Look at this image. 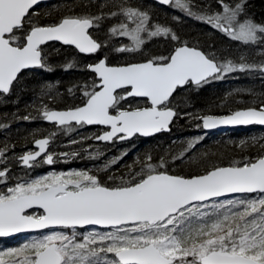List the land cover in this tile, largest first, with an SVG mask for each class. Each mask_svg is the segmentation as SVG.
<instances>
[{"label": "snow or ice", "instance_id": "snow-or-ice-1", "mask_svg": "<svg viewBox=\"0 0 264 264\" xmlns=\"http://www.w3.org/2000/svg\"><path fill=\"white\" fill-rule=\"evenodd\" d=\"M160 3L240 43L234 51L231 44L206 48L161 21L159 12L141 0H59L44 13L34 7L38 0H0V94L27 87L24 73L35 66L53 69L49 56L59 49L48 42L75 46L83 54L103 52L91 61L65 60V69L91 72L79 86L61 90H78L77 102L58 107L39 100V108L31 107L58 125L55 131L95 123L102 126L96 140L123 141L170 130L174 117L186 115L174 103L181 86L199 87L237 71L264 76V19L255 18L247 0ZM156 37L171 42L167 54L146 48ZM113 52L131 58L113 60ZM56 83L45 81L40 95L52 101ZM239 92L250 94L247 101L237 96L244 106L222 113L200 110L196 126L264 125V91L248 87L225 95ZM53 135L35 138L37 148L12 156L29 169L51 164L57 157L48 150ZM201 139L192 137L186 147L155 159L151 152L137 155L122 170L115 165L127 150L99 167L15 176L7 155L15 145L0 146L5 161L0 165V236L35 233L14 246H0V264H264V144L255 155L197 159L195 172L176 170L178 160L192 162L190 153ZM239 144L248 147L258 140ZM100 154L98 146L88 151L92 157Z\"/></svg>", "mask_w": 264, "mask_h": 264}, {"label": "rangeland", "instance_id": "rangeland-1", "mask_svg": "<svg viewBox=\"0 0 264 264\" xmlns=\"http://www.w3.org/2000/svg\"><path fill=\"white\" fill-rule=\"evenodd\" d=\"M247 1L250 3L252 2V0ZM150 7L159 12V19L161 21H167L169 24L173 25L182 36H187L193 41L198 40L206 48L208 47V45L213 44L215 41H217L218 38L222 36L221 33H219V30V32L212 30L208 27V24L206 22H202L204 23L201 28L202 37L197 39V36H195L193 33L191 34V32H184L179 28L181 25H190V22L187 21V19H183L182 21L180 20L178 23H175L174 19L172 18L174 14H170L165 17L162 14L165 13V11H162L152 5ZM169 11L170 12L168 13H181V11L175 8L170 9ZM251 13L257 20L264 19V17H259V13L257 12L253 11ZM159 38L161 37H156L150 41H147L146 48H148V50L152 51L153 53H158L165 50L166 47L164 46H168V41L167 39L159 40ZM150 42L152 43V48L147 46V44ZM229 42L232 44L234 41ZM239 43H236L235 41V44L232 45L231 50L234 51ZM58 54L60 53H52L51 56H56L54 60L49 56V60L54 65L52 70L40 68V70H43L42 75L38 74L35 80H30L26 84L27 87H23L22 85L16 86L14 93H11L15 95V98H13V100L11 101V105L8 108L4 107L2 98L6 96L0 94V146H3L4 144L15 145V147H10L9 152L7 153V155L9 156V160L13 165L12 171L14 176L21 175L25 171H28L31 175L42 174L53 168L57 170H66L72 167H99L106 160L112 158L113 156H119L121 152L127 150V154L124 156V158L115 165L117 169L122 170L126 165L130 164V162L134 160L137 155L143 158L145 153L151 152L153 158L155 159L160 155H164L166 151L171 150L172 152H175L181 147H186L187 141L190 138L200 136L202 137V139L197 142L196 146L198 145V147L195 146V150L196 148L198 150H194V152L190 153L193 156L192 162L189 163L186 159L178 160L176 162V170L195 172L199 167L196 162L197 159H202L201 157L205 156L203 154L208 153V149H212L213 146H227L224 143L230 142L229 139L231 138L227 136L226 138H224L223 134H221L222 136L220 137L219 135H200L198 134V132L192 135L191 131L194 130L192 122L198 119V113L200 110H208L210 108L213 112L222 113L227 111L229 108L237 106L236 104L234 105L232 102H230V97H233L235 94H240L242 92L231 93L228 96H226L225 94L230 93L232 89L247 88L246 81L252 77V75L249 73L237 71L234 76V78L237 80L235 82L231 80V82H229V78L231 77H226V82H214L210 85H207L202 90V93L204 95H210L214 99L212 103L204 102L202 104L203 108L208 109H203L201 106H199L200 104L196 102L192 103L193 97L195 96L194 94H198L200 92L193 93L186 97L180 95L174 96V103L178 105L179 110L190 115H178L173 121V130L169 135H158L150 141H147L146 143H143L141 145L138 139L134 140L133 143L118 142V144L114 142V145L104 144L102 142H95L93 140L94 136L99 134L101 127L94 128L81 125L75 127L71 132H68L66 129L55 131V129L59 126L55 123L44 122V117L38 114L37 109L31 107V105L35 104L37 105V108H39V100H44L45 103H52L58 107H62L65 104H72L79 100L80 92L78 90H73L72 92L61 90H66L71 84H77L79 86V82L86 80L88 78V74H86L84 72V69L79 66H73L71 68L65 69L63 65L65 60L67 58H70L69 53L60 55ZM128 58L131 57L129 56ZM31 72L33 71H30V73ZM35 72H38V70H36ZM45 81H58V83L54 85V88L52 90L55 93V98L52 101H49L46 96L40 95L41 85ZM23 83H25L24 79L22 84ZM43 90L45 92L49 91L47 88ZM221 101H224L223 105L221 104ZM8 103L9 102L7 100L5 102V105L7 106ZM29 113H31V116L33 118H27L29 116ZM196 127L197 126L195 124V128ZM49 133H54V135L52 137V140L50 141L48 150L57 153V157L51 164L44 161L36 164L29 169L28 167L20 163L18 159L12 156L13 153L16 154V156H19L27 149L37 148L34 146V139L40 137L41 135H47ZM81 137H86L87 139L81 140ZM252 137H254V135L249 134L245 136L244 139L250 141ZM66 141H72V143H66ZM87 145H92V148L87 149ZM97 146L101 154L96 157L89 156L88 151L97 150ZM238 146L240 147V145ZM69 152H73L76 154H73L71 156L60 155L61 153ZM41 155L43 156V154ZM206 162L208 161L206 160ZM4 163L5 161L0 160V165H3ZM108 174L111 175L110 172ZM33 234L35 233L20 235L10 240L0 239V246H14L18 242H21L23 239L28 238Z\"/></svg>", "mask_w": 264, "mask_h": 264}, {"label": "flooded vegetation", "instance_id": "flooded-vegetation-1", "mask_svg": "<svg viewBox=\"0 0 264 264\" xmlns=\"http://www.w3.org/2000/svg\"><path fill=\"white\" fill-rule=\"evenodd\" d=\"M58 2H59V0H44V1H41V2H39L38 3V5H36V6H34V7H38L39 9H40V11H41V13H44L45 11H48L50 8H53V7H55L57 4H58ZM141 2H143V3H146L148 6H155V7H157L158 9H160V10H162V11H165V13H163V16H167V15H172V14H174V15H178V16H181L182 17V20L184 19H187V21H189L190 23H193V24H195L196 26H198V27H200V29L202 28V26H203V24L204 23H202V21H199V20H197V19H194V18H192V17H189V16H187V15H184V13L183 12H181V13H168V12H170L169 10L170 9H173L174 7H172V6H169V5H164V4H161L160 3V0H141ZM181 20V21H182ZM180 20H174V22L175 23H178ZM208 27L210 28V29H212V30H215V31H217V32H219L218 30H216V29H214L211 25H208ZM219 33H221V35L223 36V37H225V38H227L229 41H233L230 37H227L224 33H222V32H219ZM117 39V42H119V40H120V38H116ZM124 39V42H127V38H123ZM162 39H166V38H159V40H162ZM158 40V39H157ZM158 40V41H159ZM223 41V43L224 44H226V46H227V44L229 45V44H231L229 41ZM168 41V40H167ZM50 45H51V47H57V48H59V52H57V53H60V54H66V53H69V56H70V58H72V57H75V58H77L80 62H84V61H91V60H93V59H95V56L96 55H102L103 54V52H99V53H97V54H83V53H80L79 52V50H77L76 48H75V46H69V45H67V44H64V43H62V42H59V41H56V42H48ZM170 41H168V46L167 45H165L164 47H166V49L170 46ZM236 43H239V41H236ZM167 44V43H166ZM235 44V41L231 44V45H234ZM147 46L148 47H151L152 46V43L150 42V43H148L147 44ZM214 46L216 47L217 46V48H219L218 47V44H214ZM228 47V46H227ZM152 48V47H151ZM148 49V48H147ZM166 49L165 50H163V51H161V52H158V53H154V54H167L166 53ZM104 51H107V49L105 48L104 49ZM60 54H58V55H60ZM130 56V54L129 53H127V52H125V53H117V52H113L112 53V59L113 60H119V59H126V58H128ZM51 57V59H53L54 60V58H56V56L54 57V56H50ZM40 68H42V67H39V66H35L34 68H32L31 70H29V71H26L25 73H24V77L23 78H27V77H29L30 75L31 76H33V74L34 73H36V75L34 74V76L33 77H37L38 76V74L40 75H42V73H43V70H40ZM36 70H38V72H35ZM40 70V71H39ZM30 71H33V72H31L30 73ZM63 71V70H62ZM40 72V73H39ZM84 72L86 73V74H88V77L91 75V72H90V70H86V69H84ZM239 72V71H238ZM235 74H236V72H234V73H231V74H225V76L224 77H222V78H218V79H215V80H211V81H209L208 83H205V84H203V85H201V86H199V87H195L194 86V84H189V85H185V86H181L179 89H178V91L177 92H175L174 93V96H177V95H179V94H183V95H188V94H193V93H197V92H201L207 85H210V84H212V83H214V82H226L225 81V78L226 77H231V78H229V82H231V81H237L235 78H234V76H235ZM252 75V77L249 79V80H247L246 81V79H245V81L247 82H245L246 84H247V88L248 87H251V88H254L257 92H259V91H264V76H261V75H259L258 73H253V74H251ZM231 80V81H230ZM11 93H14V91L13 92H11ZM11 93H7V94H3V95H5L6 97H4V99H3V102H4V105H5V102L8 100V105H7V107L6 108H8L10 105H11V101L13 100V98H15V95H13V94H11ZM11 94V95H10ZM245 96L246 98H250V94L249 93H246V92H242V93H240V94H235L234 96ZM233 99V98H232ZM235 105V104H234ZM237 106H244V104H243V102H239V104H236ZM6 106V105H5ZM4 106V107H5ZM237 106H234V107H237ZM233 107V108H234ZM175 118L176 117H174V120H175ZM173 120V121H174ZM193 126H194V130L193 131H191L192 133V135L193 134H196L197 132H198V134H200V135H204V134H206V135H209V136H217V135H219V137L220 136H222L221 134H223L224 135V138H226V136L227 137H230L231 139H229V140H237V141H240L241 139H244L245 138V136H247V135H249V134H252V135H254V137H256V138H259V139H261V137H263V134H264V125H256V124H254V125H246V126H241V127H233V128H227V129H223V130H220V129H217V130H210V131H206V130H204V127L203 126H201V127H196L195 128V124L197 125V124H201V121L199 120V119H196V120H194L193 122ZM89 127H94V128H98V127H100V126H97V125H90ZM198 128V129H197ZM172 130H173V122H172V124H171V128H170V130H168V131H165V132H161V133H159L158 135H161V134H164V135H169L171 132H172ZM258 132H259V134H258ZM258 134V135H257ZM158 135H156V136H158ZM156 136H154V137H156ZM154 137H144V136H141V135H139V134H137L136 136H134V137H130V138H128V139H125V140H123V141H121V140H113V141H103V140H97V141H95V142H102V143H104V144H113L114 142L115 143H118V142H123V143H133V141L134 140H136V139H138L139 141H140V145L141 144H143V143H146L147 141H150L151 139H153ZM262 141H264V139H261ZM119 144V143H118ZM114 145V144H113Z\"/></svg>", "mask_w": 264, "mask_h": 264}, {"label": "trees", "instance_id": "trees-1", "mask_svg": "<svg viewBox=\"0 0 264 264\" xmlns=\"http://www.w3.org/2000/svg\"><path fill=\"white\" fill-rule=\"evenodd\" d=\"M247 3H248V7H249L250 12H253V11L257 12V13H259L258 14L259 17H264V0H252L251 3L248 1H247ZM179 28L181 30H183L184 32H191V34L193 33L195 36H197V39L202 37L200 27L196 26L193 23H190V25L187 24L185 26L181 25ZM227 40H228L227 38L221 36L220 38L217 39V41L214 42V44H218L219 48H227L228 44L226 46V44L223 43V41H227ZM34 74L36 75V73H34ZM34 74H33V76H34ZM33 76L30 75L27 78H23L25 83L27 84L30 80H35L36 78ZM179 95L186 97V96H189L191 94H188V95L179 94ZM194 95H193L194 97H193L192 103L196 102V103L200 104L199 106H201L202 108H203L202 104L204 102L212 103L214 101L212 96L204 95L202 93V91L200 93L194 94ZM2 98L4 99V97H2ZM230 98H231L230 102H232L233 104H239L240 101H237V96H233ZM243 98H244V101L248 100V98H246L245 96H243ZM5 107H7V106H5ZM203 109H208V108H203ZM263 137H264V134H263ZM257 140H258V144H256V145L249 144L248 147H241V146L239 147L238 146V145H240L239 141L230 140V142L224 143L227 146H213L212 149H208V155L201 157V158H202V160H205V161L207 160L208 162H211L213 160L227 161L228 159L235 158V156H239V155H249V154L255 155L256 152L259 151V145L264 144V141H262L261 139L257 138ZM196 147H198V145ZM196 150H198V149L196 148Z\"/></svg>", "mask_w": 264, "mask_h": 264}, {"label": "water", "instance_id": "water-1", "mask_svg": "<svg viewBox=\"0 0 264 264\" xmlns=\"http://www.w3.org/2000/svg\"><path fill=\"white\" fill-rule=\"evenodd\" d=\"M41 1H44V0H38V3L39 2H41ZM63 43V42H62ZM46 122H49V123H54V122H50V121H48V120H46V119H44ZM251 124H257V125H261L262 126V124H260V123H258V122H254V123H251ZM251 124H247V125H251ZM91 125H97V126H101V125H98V124H91ZM239 125H245V124H238V125H218V126H215V127H213V128H205V129H208V130H212V129H218V128H222V127H227V126H229V127H231V126H239ZM102 127V126H101ZM164 131H168L167 129L166 130H161V131H159V132H157V133H153V134H148V135H145V134H139V135H141V136H144V137H152V136H155V135H157V134H159V133H161V132H164ZM126 139H128V138H126ZM96 140V139H95ZM34 146L35 147H38V146H36L35 144H34ZM25 233H34L32 230H25V231H21V232H19V233H14V234H9V235H7V236H0V237H5V238H13V237H15V236H17V235H20V234H25Z\"/></svg>", "mask_w": 264, "mask_h": 264}]
</instances>
